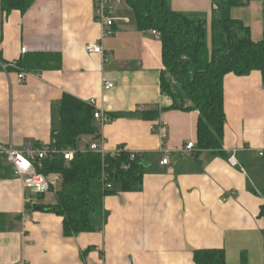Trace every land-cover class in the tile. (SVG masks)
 <instances>
[{
    "label": "crops",
    "instance_id": "crops-1",
    "mask_svg": "<svg viewBox=\"0 0 264 264\" xmlns=\"http://www.w3.org/2000/svg\"><path fill=\"white\" fill-rule=\"evenodd\" d=\"M214 1L171 0V6L210 22ZM244 2L232 15L259 41L264 0ZM114 32L102 36L94 0H34L25 13H6L0 5V144L19 152L49 146L66 94L94 100L108 116L170 107L161 91L160 39L117 10ZM89 45L104 54L88 53ZM35 53L60 54V69L18 70L17 63ZM107 82L115 87L106 91ZM223 85L228 159L182 155L186 145H197L198 112L165 111L155 122L109 117L101 125L105 152L124 147L144 154L148 167L141 192L117 186L103 198L101 231L66 237L63 218L41 207L55 205L56 192L55 201L37 203L13 166L0 162V217L6 218L0 264H196L195 252L204 249L223 250L226 264H264V80L260 72L228 74ZM87 139L89 145L93 138ZM166 156L170 164L163 166Z\"/></svg>",
    "mask_w": 264,
    "mask_h": 264
},
{
    "label": "trees",
    "instance_id": "trees-1",
    "mask_svg": "<svg viewBox=\"0 0 264 264\" xmlns=\"http://www.w3.org/2000/svg\"><path fill=\"white\" fill-rule=\"evenodd\" d=\"M34 0H0L3 12H27ZM140 32L160 34L164 70L161 91L172 105L168 108L140 109L134 113H114L109 118H139L155 122L165 111L198 112L197 148L194 155L210 152L228 159L223 143L226 126L224 78L228 74L248 76L260 72L264 80V38L256 41L251 28L235 19L232 11L243 7L244 0H215L211 20L204 14H188L172 9L171 0H126ZM61 67V55L35 53L17 63L22 72H43ZM96 109L74 96L64 95L59 107L60 129L52 131L49 148L60 153L42 161L39 173L62 179L56 190L55 205L44 206L45 212L64 220V235L74 237L101 231L103 198L143 190L148 170L144 154L131 159V152L119 147L120 154L78 151L84 137L101 139V125L95 120ZM76 150L72 161L63 151ZM127 167V168H125ZM109 174L113 190L103 191L101 178ZM40 194L39 196H43ZM30 206V205H29ZM32 206V205H31ZM260 218L264 221V206ZM6 221L0 217V226ZM3 225V224H2ZM196 264H226V254L219 249L197 250Z\"/></svg>",
    "mask_w": 264,
    "mask_h": 264
},
{
    "label": "built area",
    "instance_id": "built-area-1",
    "mask_svg": "<svg viewBox=\"0 0 264 264\" xmlns=\"http://www.w3.org/2000/svg\"><path fill=\"white\" fill-rule=\"evenodd\" d=\"M125 2L126 0H94L97 20L102 24V36L104 38H108L114 35L117 5L119 3ZM154 33L157 38L160 39V34L155 31ZM86 51L90 54H104L103 48L99 45H89L87 46ZM25 53L26 49H22V54ZM24 80L25 74H20L19 82L22 83ZM114 87V83L107 82L104 86V89L106 91H109ZM89 103L96 109L95 120L100 125L108 122L109 118L101 110L97 109L96 102L93 100ZM163 138H165L164 135ZM196 148V144L189 143L182 149L181 153L184 157L191 158L194 155ZM87 150L100 153L103 156L109 154L102 149L101 144H99V141L96 140L91 141V143L88 145ZM120 152V150H116L111 154L118 155L120 154ZM58 153L60 152L50 149L49 146L44 148L29 146L24 151L19 152L14 150L11 146L0 144V162L7 161L8 163H10L14 168L15 174L21 178L24 189H32L36 191L38 195L45 194L49 191L57 189L62 183V179L59 176L48 178L44 174L39 173V169L42 168V161ZM75 154L76 150H66L62 152L64 159L68 162L74 159ZM137 155H139V153L131 152V159H135ZM263 155V153H260V156ZM231 161L232 160H230V162ZM169 164V156H166L162 160L161 165L168 166ZM232 164L236 165V163ZM100 183L103 191L113 190V184L110 182V176L106 172L102 175ZM29 203L31 202L28 200V204Z\"/></svg>",
    "mask_w": 264,
    "mask_h": 264
},
{
    "label": "rangeland",
    "instance_id": "rangeland-1",
    "mask_svg": "<svg viewBox=\"0 0 264 264\" xmlns=\"http://www.w3.org/2000/svg\"><path fill=\"white\" fill-rule=\"evenodd\" d=\"M122 12H123V14H125V16L127 15V16H129L131 18H134L132 10L127 5H125L124 3L119 4L118 7H117L118 15H120ZM88 143L89 142H88L87 137L82 138L81 141L77 145V149L81 150V149L87 147ZM59 187H60V185H59ZM56 190H52V191H49V192L45 193L43 195V197H40L38 195V193L36 191L32 190V189H29L27 192H28L29 195H31L33 197L34 201H36L37 203H45V202H48V201H55V192H56Z\"/></svg>",
    "mask_w": 264,
    "mask_h": 264
},
{
    "label": "water",
    "instance_id": "water-1",
    "mask_svg": "<svg viewBox=\"0 0 264 264\" xmlns=\"http://www.w3.org/2000/svg\"><path fill=\"white\" fill-rule=\"evenodd\" d=\"M34 209H36V210H38V209H40V208H38V206L37 205H34V207H33Z\"/></svg>",
    "mask_w": 264,
    "mask_h": 264
}]
</instances>
